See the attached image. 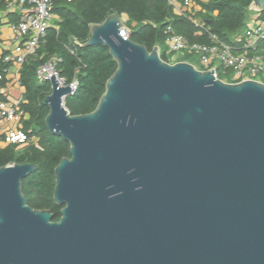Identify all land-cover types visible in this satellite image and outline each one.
<instances>
[{
  "label": "water",
  "instance_id": "water-1",
  "mask_svg": "<svg viewBox=\"0 0 264 264\" xmlns=\"http://www.w3.org/2000/svg\"><path fill=\"white\" fill-rule=\"evenodd\" d=\"M121 30L115 13L90 26L84 45L116 62L92 111L70 114L72 85L50 74L60 219L26 203L36 164L0 166V264H264V82L169 63Z\"/></svg>",
  "mask_w": 264,
  "mask_h": 264
},
{
  "label": "trees",
  "instance_id": "trees-1",
  "mask_svg": "<svg viewBox=\"0 0 264 264\" xmlns=\"http://www.w3.org/2000/svg\"><path fill=\"white\" fill-rule=\"evenodd\" d=\"M189 1L190 8L185 0H175L182 11L177 14L169 0H54L53 12L57 21L47 29L37 55L29 57L20 68V83L25 88L21 128L34 137L35 142L0 146V166L36 164V169L22 180V192L29 206L49 209L54 221L60 219L61 207L53 200L54 168L62 157L70 156L69 143L46 128L45 117L49 109L44 98L51 87L48 81H36L38 65L54 58L56 69L66 82L75 77L78 87L72 95L65 97L64 106L72 115L87 113L96 107L106 80L116 68L107 48L84 45L92 24L100 23L111 13L119 17L125 15L127 19L123 26L128 30V38L151 50L154 45L165 42L169 25L190 42H206L208 35L214 34L233 44L247 28L253 13L252 0ZM1 3L0 0V6ZM258 13L264 19V10ZM197 19L203 26L195 24ZM258 50L264 52V40L259 42ZM160 57L168 61L165 53L160 52ZM4 67L0 62L1 72Z\"/></svg>",
  "mask_w": 264,
  "mask_h": 264
},
{
  "label": "built area",
  "instance_id": "built-area-1",
  "mask_svg": "<svg viewBox=\"0 0 264 264\" xmlns=\"http://www.w3.org/2000/svg\"><path fill=\"white\" fill-rule=\"evenodd\" d=\"M174 6L177 14H182L180 6H176L174 0H169ZM4 7L8 10L18 12L16 21L10 24L13 38L12 49L4 54V62H14L18 66L29 58L37 55V49L42 42L47 29L53 25L55 14L53 12L54 0H2ZM186 5H190L189 0H185ZM250 21L242 35L235 38L234 43L230 44L219 39L214 34L208 35L206 42H190L184 35L176 32L169 25L166 28L165 43L167 53L171 54L169 63L180 60L178 57L183 56L186 52L197 54L199 58L198 69H210L216 71V78H219V67L231 69L233 72L230 79L227 77L221 80L229 83H236L244 80H257L264 82L259 78L264 73V52L258 50L259 42L264 40V19L260 18V13L252 5ZM195 24L203 26L200 20H194ZM126 28L125 26H123ZM121 35L127 39L128 30H121ZM158 52L161 49L158 44ZM72 52V51H71ZM62 83H68L59 75L56 69V60L50 58L40 63L36 69L35 75L38 82L50 81V74L53 71ZM1 78V73H0ZM220 79V78H219ZM70 88L74 93L78 87V81L74 77L69 82ZM64 99L62 103H64ZM24 110L20 102L5 100L0 98V128H2L3 142L13 145H30L35 142L34 137L21 128ZM9 124V126H7Z\"/></svg>",
  "mask_w": 264,
  "mask_h": 264
},
{
  "label": "crops",
  "instance_id": "crops-1",
  "mask_svg": "<svg viewBox=\"0 0 264 264\" xmlns=\"http://www.w3.org/2000/svg\"><path fill=\"white\" fill-rule=\"evenodd\" d=\"M175 1V0H174ZM2 2V0H1ZM0 6V62L6 67L3 68L0 78V98L11 101L21 102L24 100L25 88L20 83V68L21 66L16 65L14 62H4L3 56L9 52L13 47V38L11 34L10 24L17 20L18 12L13 10H8L4 7L3 2ZM192 7L191 3L188 5V8ZM57 21L55 16L53 24ZM167 55V53L165 52ZM180 60H186L182 56L178 57ZM188 61V60H187ZM35 79L38 82L36 75ZM19 90V97L12 95V90ZM22 124V123H21ZM9 126V124L7 125ZM3 142L2 128H0V146H5Z\"/></svg>",
  "mask_w": 264,
  "mask_h": 264
},
{
  "label": "rangeland",
  "instance_id": "rangeland-1",
  "mask_svg": "<svg viewBox=\"0 0 264 264\" xmlns=\"http://www.w3.org/2000/svg\"><path fill=\"white\" fill-rule=\"evenodd\" d=\"M176 6H178L177 5V3L175 4ZM179 7V6H178ZM121 19H122V22L124 23L125 21H126V16L125 15H122L121 16ZM160 49H161V53L163 52V53H167V45H166V43L164 42V43H162L161 45H160ZM186 55H189L188 57H187V59L186 60H188L190 63H192L194 66H196V67H199V58H198V55L197 54H189V53H185L183 56H182V58H185L186 57ZM167 59L168 60H171V57H172V55L171 54H168L167 53ZM219 74H220V76L222 77V78H225V77H227L228 79H230L231 78V76H232V74H233V72L231 71V69H224V68H222V67H219ZM259 78H261V79H264V73L263 74H261L260 76H259ZM12 95H14L15 97H19V90H15V89H13L12 90Z\"/></svg>",
  "mask_w": 264,
  "mask_h": 264
}]
</instances>
